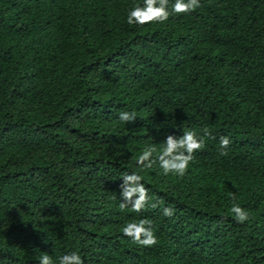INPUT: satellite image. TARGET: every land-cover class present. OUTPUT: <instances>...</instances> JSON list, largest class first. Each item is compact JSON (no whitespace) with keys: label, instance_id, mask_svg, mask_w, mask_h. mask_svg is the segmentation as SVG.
Masks as SVG:
<instances>
[{"label":"trees","instance_id":"obj_1","mask_svg":"<svg viewBox=\"0 0 264 264\" xmlns=\"http://www.w3.org/2000/svg\"><path fill=\"white\" fill-rule=\"evenodd\" d=\"M142 3L0 0V264L73 251L84 264H264V0H200L129 25ZM205 127L215 139L183 177L137 165ZM125 172L149 190L139 213L120 208ZM143 218L153 247L122 234Z\"/></svg>","mask_w":264,"mask_h":264},{"label":"clouds","instance_id":"obj_2","mask_svg":"<svg viewBox=\"0 0 264 264\" xmlns=\"http://www.w3.org/2000/svg\"><path fill=\"white\" fill-rule=\"evenodd\" d=\"M200 7V0H174L171 10H169V0H143L142 4L134 5L129 9L126 22L129 25L138 26L163 24L173 14H188ZM118 118L122 122L133 123L136 121V113L121 111ZM201 132L203 135H198L193 130H185L180 136L169 134L159 149L151 145L146 147L136 158V163L141 168H152L154 164L158 163L163 175L172 174L183 177L186 175L190 163L195 159L194 154L205 147L207 139H215L208 128H202ZM230 145L231 140L228 136H220V155H227ZM154 154H156L155 158H153ZM121 178L123 182L120 185L122 201L120 208L131 206V211L141 212L149 204L150 199L149 190L142 182L143 177L136 172H125ZM160 203L162 201L152 203L151 207L156 208ZM230 212L238 224L249 220V212L236 203H233ZM162 214L165 217H171L174 214V208L165 207ZM121 231L125 237L130 238L134 244L140 247H153L158 243L153 231V222L147 218L129 222L122 227ZM58 259L59 264H84L81 255L75 251L64 254ZM38 260L39 264H53V260L48 254L40 255Z\"/></svg>","mask_w":264,"mask_h":264}]
</instances>
